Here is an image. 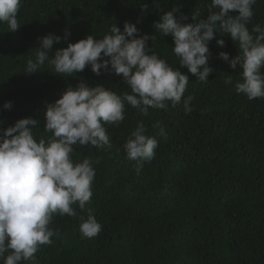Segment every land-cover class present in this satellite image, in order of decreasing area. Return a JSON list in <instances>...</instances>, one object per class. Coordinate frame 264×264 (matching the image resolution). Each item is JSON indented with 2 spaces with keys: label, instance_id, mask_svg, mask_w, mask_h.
I'll list each match as a JSON object with an SVG mask.
<instances>
[{
  "label": "trees",
  "instance_id": "obj_1",
  "mask_svg": "<svg viewBox=\"0 0 264 264\" xmlns=\"http://www.w3.org/2000/svg\"><path fill=\"white\" fill-rule=\"evenodd\" d=\"M210 4L211 0H22L19 29L10 31L0 22V128L32 117L38 121L33 129L37 142L47 139L52 135L44 131L47 106L81 80L118 95L131 93L122 75L101 70L97 76L90 65L72 77L54 73L47 62L35 74L24 73L28 60H35L40 38H62L53 45L54 53L89 35L102 39L114 24L123 31L128 21L136 24L140 36L155 35L148 46L176 69L180 62L173 38L155 30V22L176 6L177 18L187 15L185 23H196L193 12L199 10L198 19H206ZM253 12L250 31L256 24L264 27V0H257ZM217 35L209 44L214 71L207 82L180 68L189 76L181 103L173 107L168 101L166 109L150 108L147 116L126 105L125 120L118 127L106 125L111 150L74 146L75 161L99 160L88 208L102 231L83 238L80 217L87 218L88 212L74 205L77 217L53 218L50 227L60 237L54 236L52 245H42L34 262L22 264H264V98L249 100L236 92L242 69H232L219 53H229L231 60L239 54V44L223 33ZM217 39H224L225 46ZM229 75L232 83L225 84ZM188 96L193 97L192 111L186 114L183 100ZM8 101L10 110L3 107ZM141 121L146 134L159 143L154 159L137 173L123 145ZM157 122L167 138L153 127Z\"/></svg>",
  "mask_w": 264,
  "mask_h": 264
},
{
  "label": "clouds",
  "instance_id": "obj_2",
  "mask_svg": "<svg viewBox=\"0 0 264 264\" xmlns=\"http://www.w3.org/2000/svg\"><path fill=\"white\" fill-rule=\"evenodd\" d=\"M256 3L257 0H211L206 19H198L199 10L193 12L196 23H185L187 15L177 18L180 9L176 6L161 15L154 28L173 38V52L180 62L176 69L148 46L155 35L140 36L136 24L128 21L123 31L114 24L110 34L102 39L89 35L54 53L53 45L62 38L54 34L40 38L35 60H28L24 73L35 74L47 62L54 73L72 77L90 65L97 76L102 74L101 70L122 75L131 93L118 95L112 89L90 87L81 80L77 87H68L61 98L47 106L44 131L52 134L47 139L40 138L37 142L33 129L38 121L32 117L0 128V260L3 264L34 262L42 245H52V238L60 237V232L50 227L54 216L77 217L74 205L88 212L87 218L80 217L83 238H94L102 231V225L88 208L96 175L94 164L99 160L85 157L75 161L74 146L92 145L111 150L113 144L106 125L118 127L125 120L126 105L147 116L150 108L166 109L168 101L173 107L181 103L189 76L180 68L186 67L198 81L207 82L214 71L209 66V44L218 33L230 36L239 44V54L231 60L229 53H219V58L228 61L232 69L236 70L237 66L242 69V82H236V92L249 100L264 98L261 71L264 27L256 24L251 31L248 27ZM21 6L22 0H0V22L6 23L10 31L20 27L17 17ZM68 36L70 33L66 31L65 38ZM216 43L225 46L224 39H217ZM224 82L231 84V75ZM192 99L188 96L183 100L186 114L192 111ZM3 107L10 110L12 102H6ZM153 127L159 129V136L167 138L160 122ZM146 132L143 121L139 122L123 145L127 158L136 162L137 173L145 162L154 159L159 143Z\"/></svg>",
  "mask_w": 264,
  "mask_h": 264
}]
</instances>
